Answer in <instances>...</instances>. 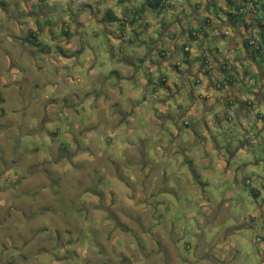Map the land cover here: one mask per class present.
Masks as SVG:
<instances>
[{
	"label": "clouds",
	"instance_id": "9594fccd",
	"mask_svg": "<svg viewBox=\"0 0 264 264\" xmlns=\"http://www.w3.org/2000/svg\"><path fill=\"white\" fill-rule=\"evenodd\" d=\"M0 264H264V0H0Z\"/></svg>",
	"mask_w": 264,
	"mask_h": 264
}]
</instances>
